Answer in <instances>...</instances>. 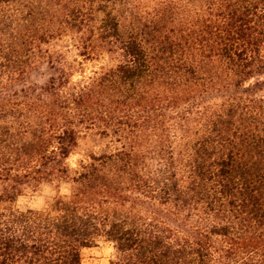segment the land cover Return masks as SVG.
<instances>
[{
  "label": "trees",
  "instance_id": "trees-1",
  "mask_svg": "<svg viewBox=\"0 0 264 264\" xmlns=\"http://www.w3.org/2000/svg\"><path fill=\"white\" fill-rule=\"evenodd\" d=\"M0 188V264H264V0H0Z\"/></svg>",
  "mask_w": 264,
  "mask_h": 264
},
{
  "label": "rangeland",
  "instance_id": "rangeland-1",
  "mask_svg": "<svg viewBox=\"0 0 264 264\" xmlns=\"http://www.w3.org/2000/svg\"><path fill=\"white\" fill-rule=\"evenodd\" d=\"M102 145L103 142L98 137L85 133L77 148L72 151L67 163L74 166L88 153L101 152ZM67 194L66 186L57 187L56 185L42 184L36 188L25 189L22 195L17 198L14 206L19 210L44 211L50 208L57 196H66ZM80 256L81 264H109L115 257V250L111 244L99 241L90 247L81 249Z\"/></svg>",
  "mask_w": 264,
  "mask_h": 264
}]
</instances>
